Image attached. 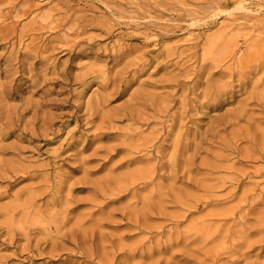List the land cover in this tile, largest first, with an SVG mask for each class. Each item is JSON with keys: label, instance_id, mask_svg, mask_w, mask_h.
<instances>
[{"label": "rangeland", "instance_id": "374dc122", "mask_svg": "<svg viewBox=\"0 0 264 264\" xmlns=\"http://www.w3.org/2000/svg\"><path fill=\"white\" fill-rule=\"evenodd\" d=\"M260 22L264 0H0V264H264Z\"/></svg>", "mask_w": 264, "mask_h": 264}, {"label": "bare ground", "instance_id": "6f19581e", "mask_svg": "<svg viewBox=\"0 0 264 264\" xmlns=\"http://www.w3.org/2000/svg\"><path fill=\"white\" fill-rule=\"evenodd\" d=\"M234 10H236V11H241V12H245V11H248L249 8H246L245 5H244L243 3H241V4H240L238 7H236V9H234ZM260 23H264V22H260ZM224 40H225V38L221 40V43H222ZM263 41H264V39H263ZM225 42L229 43L227 40H225ZM223 89H224V88H219L218 90H215V88H209L208 91H205V92H204V96H205V98H206V100H207V103H206V104H202V102H201V103H200L201 107H205V106H207V105L209 104V101H210V100H211V102H217V101H219L220 96L224 93V90H223ZM159 112H161V110H160ZM243 118H244V115H243V109H241L240 112L238 113V115L235 116V118L232 119V120L235 121V122H238V120L240 121V120H242ZM223 121H225V123H226V121H227V123H226L225 126L223 127L224 129L227 128V125H228V124H231V121L229 120V118H227L226 120H224L223 117H221V119L218 121V122H219V125H218L217 127H214V129L210 131V136H211L214 140L219 139V137H220L219 134L221 133V131H217V130L220 129V127L223 126V124H222ZM220 123H221V124H220ZM152 147L157 148L156 145H154V146H152ZM178 165L180 166L179 162H178ZM174 167H177V165H174ZM145 177H146V176H145ZM145 177H141V178H139V180H142V179H144Z\"/></svg>", "mask_w": 264, "mask_h": 264}]
</instances>
